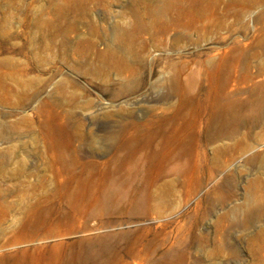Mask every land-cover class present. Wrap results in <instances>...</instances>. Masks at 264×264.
I'll return each mask as SVG.
<instances>
[{"label":"rangeland","instance_id":"obj_1","mask_svg":"<svg viewBox=\"0 0 264 264\" xmlns=\"http://www.w3.org/2000/svg\"><path fill=\"white\" fill-rule=\"evenodd\" d=\"M217 65L240 118L222 140ZM262 85L264 0H0V264H91L100 248L98 264H264ZM173 117L199 179L165 157L113 161L123 129ZM131 180L144 203L116 215L74 218L58 198Z\"/></svg>","mask_w":264,"mask_h":264},{"label":"bare ground","instance_id":"obj_2","mask_svg":"<svg viewBox=\"0 0 264 264\" xmlns=\"http://www.w3.org/2000/svg\"><path fill=\"white\" fill-rule=\"evenodd\" d=\"M183 71V67H180L177 70L175 78H179L184 73ZM207 75L213 83L212 91L215 94L208 126L210 137L216 140L228 139L240 127V118L235 111L237 106L233 101L220 102L221 95L218 94L219 88L217 83L221 75V66H215L213 71L211 70ZM260 89L264 92V85ZM261 103L262 99H258L253 104L259 107ZM175 121L176 119L173 117L171 119H163L161 122L158 121L160 123L154 128L141 124L132 125L133 127L130 129H123L121 134L115 139L113 161L132 163V165L135 163L140 167L146 161L152 162V160L159 159V157H165L170 159L171 163L167 172L176 176L185 173L188 175L187 179L190 180L199 179L204 173L200 163L199 148H196L195 156L190 157V154L186 152L187 148L184 149L182 130L175 124ZM108 141L113 142L114 139L109 137ZM230 150V147H225L219 150L218 156H228ZM244 156H239L230 167L239 163ZM78 164V161L73 159L64 162L63 167L66 171L73 173ZM207 176H212L210 168L208 169ZM133 183L131 180V186ZM82 185V182L81 184L78 182L75 187L66 188L65 191L58 193L60 203L66 205L73 217L91 218L100 210L105 215H116L128 205L139 207L144 203L145 196L142 190L136 187V183L133 184V188L131 189H127L128 187L126 188L121 184L113 183L101 189V191L91 189L83 191ZM41 222L34 225L38 228L42 225ZM112 237L114 236H108L99 240L104 243L106 239ZM103 254L104 248L91 253L89 257L91 264H98L103 259Z\"/></svg>","mask_w":264,"mask_h":264}]
</instances>
